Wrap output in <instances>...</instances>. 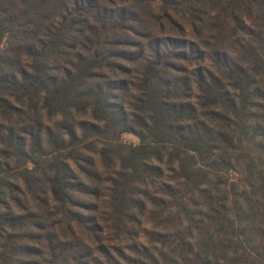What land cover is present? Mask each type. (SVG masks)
<instances>
[{
	"label": "trees",
	"instance_id": "trees-1",
	"mask_svg": "<svg viewBox=\"0 0 264 264\" xmlns=\"http://www.w3.org/2000/svg\"><path fill=\"white\" fill-rule=\"evenodd\" d=\"M0 264H264V0H0Z\"/></svg>",
	"mask_w": 264,
	"mask_h": 264
},
{
	"label": "rangeland",
	"instance_id": "rangeland-1",
	"mask_svg": "<svg viewBox=\"0 0 264 264\" xmlns=\"http://www.w3.org/2000/svg\"><path fill=\"white\" fill-rule=\"evenodd\" d=\"M123 138L126 141H132V142H136L137 141V138L132 133H124L123 134Z\"/></svg>",
	"mask_w": 264,
	"mask_h": 264
}]
</instances>
